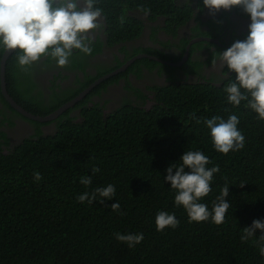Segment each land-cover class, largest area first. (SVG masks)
<instances>
[{
    "label": "trees",
    "instance_id": "obj_1",
    "mask_svg": "<svg viewBox=\"0 0 264 264\" xmlns=\"http://www.w3.org/2000/svg\"><path fill=\"white\" fill-rule=\"evenodd\" d=\"M96 6L106 16L112 41L141 33L142 20L130 15L131 9L176 21L187 20L192 11L178 0H98ZM14 54L7 62L8 90L35 114H50L89 85L54 91L44 105L42 91L38 101L28 87L19 91ZM145 61L152 62L143 58L137 63ZM233 79L234 72L219 85L156 86L150 108L126 100L107 114L87 96L55 119L56 132L39 130L9 153L0 149V264H264L256 246L260 231L248 241L240 239L244 227L264 219V121L246 102L238 107L227 102L224 89ZM75 108H82L81 117L70 116ZM232 114L239 117L245 143L225 155L214 149L203 120ZM189 150L206 155L207 167H219L211 192L200 202L211 209L221 189L229 187L230 208L220 225L190 222L164 181L167 167ZM84 175L92 177L91 185L80 183ZM109 184L115 186L112 200L78 202L80 194ZM115 202L118 210L111 208ZM160 210L175 213L179 225L157 231ZM141 232L144 239L134 248L115 238V233Z\"/></svg>",
    "mask_w": 264,
    "mask_h": 264
},
{
    "label": "clouds",
    "instance_id": "obj_2",
    "mask_svg": "<svg viewBox=\"0 0 264 264\" xmlns=\"http://www.w3.org/2000/svg\"><path fill=\"white\" fill-rule=\"evenodd\" d=\"M97 3L98 0H0V52L6 54L16 50L17 63L22 70L44 56L54 60L58 67L67 66L74 55H87L92 51L91 30L102 27L99 23L102 9L96 6ZM234 6L243 10L250 23L244 40L233 42L219 53L218 61L228 70L226 73H235V79L224 89L227 102L233 107L246 102V107L264 121V0H202L197 11L207 9L210 13H216ZM239 123V117L235 114L227 119L213 116L203 120L217 152L227 155L244 147L245 137L238 128ZM209 163V158L201 151H185L179 161L167 167L164 181L175 192V206L184 208L190 222L211 220L220 225L230 208L227 199L229 187L221 189L211 209L200 202L211 192L214 174L219 172L218 166L207 167ZM34 178L37 181L41 179L38 173ZM80 183L89 186L92 177L84 175L80 177ZM114 197L115 186L109 184L91 193L84 192L77 200L80 203L87 201L93 204L98 201L103 204ZM111 208L118 210L120 205L115 202ZM155 224L157 231H163L176 228L179 220L175 213L160 210L156 214ZM257 230L261 235L256 240V246L260 256L264 257V219L253 220L250 226L244 227L240 239L244 242L256 237ZM115 238L134 248L143 241L144 235L142 232L115 233Z\"/></svg>",
    "mask_w": 264,
    "mask_h": 264
},
{
    "label": "flooded vegetation",
    "instance_id": "obj_3",
    "mask_svg": "<svg viewBox=\"0 0 264 264\" xmlns=\"http://www.w3.org/2000/svg\"><path fill=\"white\" fill-rule=\"evenodd\" d=\"M178 3L192 8L190 17L185 21H179L178 17L176 21L171 16L140 9L129 10L130 15L142 20L143 27L138 36L125 41L111 40L108 22L102 13L99 18L102 27L91 30V53L74 55L65 67H58L54 60L44 56L26 70H22L17 63L15 50L13 61L16 63V75L19 76V91L23 92L28 87L37 101L36 97L40 98L39 91H42V100L45 101L41 103L45 105L54 91H74L84 84H89V87L101 76L115 73L119 67L138 55L144 56L136 58L125 70L106 78L104 81H110L94 91L104 81L95 85L82 99L89 96L94 103H100L107 114L121 107L126 100L150 108L155 103L156 86L196 81L222 84L233 72L226 73L228 70L220 65L219 53L230 47L233 42L247 37L249 17L241 8L235 6L227 11L221 9L219 12L210 13L207 9L197 11V6L202 4V0H178ZM3 54L0 57V69ZM143 58L152 62L137 63ZM132 65L133 69H129ZM7 68L8 63V90ZM8 93L12 96L9 90ZM7 102L13 108H10ZM93 102H90V105H93ZM70 116L81 117L82 108H75ZM37 122L38 120L28 117L8 101L2 91L0 73L1 151L9 153L13 147L39 130L48 134L56 132L59 126L55 119L41 122L40 126Z\"/></svg>",
    "mask_w": 264,
    "mask_h": 264
},
{
    "label": "water",
    "instance_id": "obj_4",
    "mask_svg": "<svg viewBox=\"0 0 264 264\" xmlns=\"http://www.w3.org/2000/svg\"><path fill=\"white\" fill-rule=\"evenodd\" d=\"M15 50L9 51L8 53H4L3 54V58H2V63H1V69H0V73H1V85H2V91L5 94L6 98L8 99L9 102H11L16 108H18L19 110H21L22 113H24L25 115H27L28 117L34 118L35 120L41 121V122H47V121H52L56 118L59 117V115H61L64 111H66L67 109H69L70 107L74 106L78 101H80L86 94H88L90 92V90L97 85L98 83L104 81L106 78L112 76L113 74H116L120 71L125 70L136 58H140L144 55H138L137 57H134L130 60H128L122 67H119L115 73L113 74H107L104 76H101L97 81H95L93 84H91L88 88H86L85 90H83L82 92L79 93V95H77L75 98L71 99L70 101L64 103L62 106H60L58 109H56L55 111L51 112L50 114L47 115H37V114H33L30 113L26 110H24L14 99L12 96H10V94L8 93L7 87H6V63L8 58L10 57V55L14 52Z\"/></svg>",
    "mask_w": 264,
    "mask_h": 264
}]
</instances>
